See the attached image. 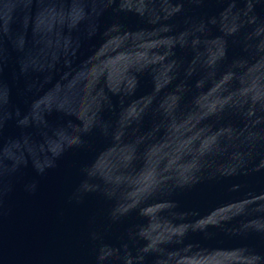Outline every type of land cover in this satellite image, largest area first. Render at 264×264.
Masks as SVG:
<instances>
[{
	"label": "water",
	"instance_id": "water-1",
	"mask_svg": "<svg viewBox=\"0 0 264 264\" xmlns=\"http://www.w3.org/2000/svg\"><path fill=\"white\" fill-rule=\"evenodd\" d=\"M0 264H264V0H0Z\"/></svg>",
	"mask_w": 264,
	"mask_h": 264
}]
</instances>
